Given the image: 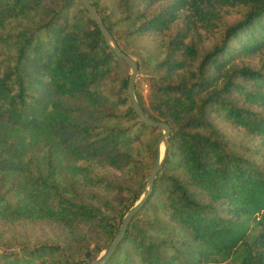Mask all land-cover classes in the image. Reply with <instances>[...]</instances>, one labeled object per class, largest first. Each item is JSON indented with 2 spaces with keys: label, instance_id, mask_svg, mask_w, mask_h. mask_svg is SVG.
Returning <instances> with one entry per match:
<instances>
[{
  "label": "trees",
  "instance_id": "obj_1",
  "mask_svg": "<svg viewBox=\"0 0 264 264\" xmlns=\"http://www.w3.org/2000/svg\"><path fill=\"white\" fill-rule=\"evenodd\" d=\"M89 2L171 129L106 264H264V0ZM128 78L78 0H0V264H92L109 245L161 135Z\"/></svg>",
  "mask_w": 264,
  "mask_h": 264
},
{
  "label": "water",
  "instance_id": "obj_2",
  "mask_svg": "<svg viewBox=\"0 0 264 264\" xmlns=\"http://www.w3.org/2000/svg\"><path fill=\"white\" fill-rule=\"evenodd\" d=\"M82 5L84 10L88 13L93 23L97 26L106 47L113 53L114 56L122 60L129 69V78L127 83V96L130 99L132 109L138 119L146 126L154 129H158L161 131V135L157 140V154L156 159L151 168V171L145 181L142 192L139 195L136 202L132 205V207L123 215L120 222V227L112 238L109 245L102 251V253L98 256V258L92 264H106L113 253L116 251L130 225L132 219L137 215V213L143 208L146 201L149 199L152 191L154 182L157 174L161 171L163 167V163L166 157L167 149H168V140L171 135V129L165 122H159L151 119L141 108L139 105L136 94H135V84L138 76V64L137 62L123 53L118 47L112 35L109 33L107 28L105 27L100 15L97 10L91 5L89 0H78ZM163 149V154L161 151ZM89 252L86 254V259H89Z\"/></svg>",
  "mask_w": 264,
  "mask_h": 264
},
{
  "label": "rangeland",
  "instance_id": "obj_3",
  "mask_svg": "<svg viewBox=\"0 0 264 264\" xmlns=\"http://www.w3.org/2000/svg\"><path fill=\"white\" fill-rule=\"evenodd\" d=\"M136 83H137V87L140 88V91L142 92L144 99L146 100L148 98V95H149V83H148L147 76L144 72L138 73ZM224 130L230 136H236V134H237V132L234 131L233 129H231V127H229V126H225Z\"/></svg>",
  "mask_w": 264,
  "mask_h": 264
},
{
  "label": "bare ground",
  "instance_id": "obj_4",
  "mask_svg": "<svg viewBox=\"0 0 264 264\" xmlns=\"http://www.w3.org/2000/svg\"><path fill=\"white\" fill-rule=\"evenodd\" d=\"M161 154H163V149H162V151H161Z\"/></svg>",
  "mask_w": 264,
  "mask_h": 264
}]
</instances>
